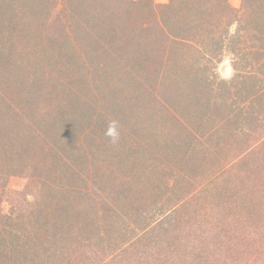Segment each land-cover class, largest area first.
I'll use <instances>...</instances> for the list:
<instances>
[{
  "label": "rangeland",
  "instance_id": "rangeland-1",
  "mask_svg": "<svg viewBox=\"0 0 264 264\" xmlns=\"http://www.w3.org/2000/svg\"><path fill=\"white\" fill-rule=\"evenodd\" d=\"M73 1L77 4L75 8L70 7L68 0L65 3L57 0H0V165H10L8 173L19 172L16 176H10L4 187H0V206L4 210L2 218L0 210V225L7 226L4 230L0 228V248H23L31 245L30 240L36 235V231L30 235L25 227L27 233L24 234L23 223L35 219L37 208L39 211L36 216L44 213L42 209L47 206H52L56 213H62L68 212L65 208L70 210L72 204L79 201L77 197L70 199L69 196L75 194L66 193L68 191L63 189L65 181L71 179V174L65 164L59 162V157H63V149L68 145L72 130H85L86 133L90 130L86 135L87 140L95 142L99 147H93L94 155L107 157L100 161H105L108 167H115V172L119 170L120 176L125 174L131 177L130 173H135L136 167L144 168L139 167L141 165H145L146 173L152 171L154 174H161L163 170L164 175H173L171 182L174 180L175 193L183 188L187 189L186 187L193 193L184 210L189 212L187 216L196 212L199 214L198 221L205 220L201 228H209L205 234L209 236L208 244L216 242L218 237H228L233 257H237V250L243 248H247L250 257L263 249L249 264H264V245L258 249L252 247L264 241V159L252 164L251 157L248 163L252 166H246L242 162L243 164L235 167V174L244 173L239 178L231 173V177L224 180L222 177L221 180L215 179L216 181L213 179L208 183L204 179L205 175H202V179L198 176L201 184L198 188V177L193 166L179 158V155L183 158L185 151L182 135L174 138L169 133L170 130L174 134L173 126L168 129L161 125L156 127L155 124L150 125L145 117L142 118L153 95L158 93L159 84L166 83L171 88L176 80L180 85H185L188 80L182 68L192 69L194 58L173 54L178 71H166L165 77L161 78L158 76L157 64H150V70L147 65L139 64L140 58L132 51L133 41L129 32L125 34L116 31L119 32L118 36L125 35V47L120 49L115 45L116 40L105 45L100 41L106 36L102 35L104 37L95 40L87 34L98 29V26L90 24L110 22L116 13L102 9L96 14L95 20H91L87 14V3L80 5L78 1ZM148 1L141 0L144 9L148 8ZM153 1L159 5L170 2ZM228 2L234 9L241 8L242 0ZM144 12L148 16L147 11ZM118 22L121 21H115V24ZM214 66L216 82L232 77L233 68L228 56ZM137 67L145 68L146 72L134 70ZM209 78L210 76L208 80ZM211 81L213 78L208 82ZM164 88L165 86L161 91ZM130 111L141 118H132L133 121L126 119ZM197 111L198 107L191 104L190 99L185 100L177 109L184 122L188 123L195 119ZM113 123L117 135L115 139L124 137L126 140L123 151L114 147L115 142L111 139L108 145L103 142L106 139L99 138L100 134L110 138L106 132ZM196 123L197 120L192 124ZM92 130L98 133L92 134ZM162 144L165 145L162 147ZM175 146L178 148L173 150L182 165L180 170H174L173 163L169 165L168 159L163 163L170 153L166 152L163 156L162 151ZM95 156L93 158L99 160ZM55 161L61 163L68 175L57 167ZM16 162L17 165L13 166ZM30 166L32 169L29 173L20 171L24 167L29 170ZM184 167L188 169L189 176L175 179L177 174L184 173ZM32 172L34 175L40 174L33 176V180L39 178L38 183L46 179L56 187V191H48L49 185L43 191L45 193L39 189V194L37 184H30L28 174ZM117 177L111 180L115 188H111L108 195L109 184L102 187L103 193L94 191L91 194L93 199L90 202L97 203L98 209L103 210L99 222L94 221L91 213L88 216V204L85 209L79 205L72 208V213L77 211L87 227L85 230H71V234L79 238V241L86 239L83 246L78 250H70L66 241L70 230H59V233L50 237L51 244L58 251V240L61 247L64 244L71 252L64 251L60 254L56 251V256L49 258L46 264H126L127 249L132 250V262L153 264L151 260H154L164 244L154 247L151 242L150 246L145 247L135 241L138 232L136 224L139 220L133 212L135 206L127 207L126 203L120 201L125 190ZM261 179L262 184L256 186L255 183ZM68 185L66 183V187ZM82 185L81 180L74 187ZM109 208L112 209L108 210ZM137 211L140 212L139 207ZM18 212L21 214L17 218L20 224L15 230L12 227L16 226L15 219L12 217H16ZM9 213L13 215L11 219H8ZM150 215L148 210L143 219L140 216L139 219L147 225ZM192 219H195L194 216ZM191 222L195 223L194 220ZM213 226L215 230L212 232L215 234L210 235L208 232ZM97 234L102 237V241L94 242ZM106 238L108 242L105 241ZM171 240H177L181 244L185 242L177 234L172 235ZM171 240L168 237L164 239L166 243ZM116 244L120 245V251ZM249 245L251 248L247 247ZM222 246L221 243L218 244V247ZM226 259L227 257L223 260Z\"/></svg>",
  "mask_w": 264,
  "mask_h": 264
},
{
  "label": "trees",
  "instance_id": "trees-1",
  "mask_svg": "<svg viewBox=\"0 0 264 264\" xmlns=\"http://www.w3.org/2000/svg\"><path fill=\"white\" fill-rule=\"evenodd\" d=\"M57 1L66 2V0ZM76 1L80 5L87 3V14L90 15L91 20H95L96 14L102 9L116 13L110 22L90 24L98 26V29L87 34L95 40L106 36L100 41L105 45H110L116 40L115 45L117 49H120L125 47V35L118 36L119 32L116 31L125 34L129 32V37L131 35L133 41L132 51L136 52L140 58L139 64L147 65L149 70L150 64H157L158 76L161 78L165 77L166 71H178L179 67H175L176 59L173 54L178 53L185 58H194L192 69L182 68L188 80L184 83L185 85H180L176 80L171 88L166 83L159 84L158 93L153 95L150 100L151 106L149 104L145 108L143 112L145 116L142 118L145 117L150 125L155 124L156 127L161 125L164 129H168L173 126L174 134L170 130L169 133L174 138L182 135L185 151L183 158L180 155L179 158L188 165L191 163L190 166H193L197 177L202 179V175H205L204 179H207L208 183L213 179L221 180L222 177L224 180L231 173L235 178H239L244 173L235 174L233 171L235 167L243 164L242 162L246 166L249 165L251 157L252 164L264 159V0H242L239 9L232 8L228 0H170L166 5H159L149 0L147 9L142 7L141 0ZM68 3L71 8L77 6L73 0H68ZM144 10L147 11L148 16ZM115 21L121 22L115 24ZM226 56L231 61L233 75L228 80L222 79L216 82L214 65ZM134 70L146 72V69L141 67ZM208 76H210L209 80L213 78V81L208 82ZM163 86L165 88L161 91ZM187 99L198 107L197 115L191 123L184 122L181 114L177 112ZM128 114L126 119L132 121V118H141L131 111ZM195 120L197 123L192 124ZM146 129L149 131L148 127ZM89 131L86 133L85 130H77V132L72 130L68 145L63 149V157H59V162H63L71 174V179H68V182L65 181L63 189L68 191L66 193L75 194L69 196L70 199L77 197L79 201L72 204L70 210L65 208L68 212L56 213L52 206H44L45 208L42 209L44 213H38L36 216L38 208L37 211L32 209L36 211L35 219H29L23 223L24 230L26 227L30 235L36 231V235L30 240L31 245L23 248L16 246L0 248V264H46L49 258L56 256L57 251L55 245L51 244L50 237L63 229L70 230V234L66 236L70 250H78L82 247L86 239L79 241V238L71 234V230L87 228L81 215L77 211L72 213V208L76 205L85 209L88 204V216L91 213L94 221L98 222L102 219L103 210L98 209L97 203L90 202L93 199L91 194L94 191L103 193L102 187L109 184L106 193L108 195L111 188H115L111 180L120 172L119 170L115 172V167H108L105 161H100L107 158L105 155L99 154L98 157L94 155L93 147L97 149L99 147L95 142L87 140L86 135ZM96 133L98 132L92 130V134ZM135 134L139 137L137 133ZM99 138L106 139L103 142L108 145L111 140L114 141V147H119L121 151L125 148L124 137L117 140L100 134ZM163 145L165 144H162V147ZM168 148L170 149L162 151L163 156L166 152L170 153L163 163L168 159L169 165L173 163L174 170H180L182 167L180 159L173 150L178 146ZM93 156L99 160L94 159ZM55 164L68 175V171L60 165L61 163L55 161ZM143 166L144 168L139 169L136 167L135 173H130L131 177L123 174L117 178H120L119 182L123 184L125 190L120 201L126 203L127 207L135 206L133 212L139 220L136 224L138 232H136L135 241L145 247L150 246L151 242L154 247L164 244L154 256V260H151L153 264H249L251 259L259 256V252L263 249L250 257L247 248H243L237 250V257H233V253L229 250L228 237L221 239L218 237L216 242L208 244L209 236L205 234L209 228L208 226L201 228L205 220L198 221L199 214L196 212L187 216L189 212L184 210V206L191 200V194L193 195L188 190L189 187L175 193L174 180L171 182L173 175L166 176L163 170L161 174H154L152 171L146 173L145 165L139 167ZM9 167L10 165H0V187L6 185L10 176L19 174L17 171L8 173ZM31 169V166L29 170L24 167L20 171L29 173ZM187 173L188 169L184 167V173L177 174L175 179L189 176ZM224 173L226 174L223 175ZM28 175L30 184L34 182L33 184H37V190L40 189L42 193H45L43 191H46L50 185L48 181L43 180L42 177L43 181L37 183L40 179L33 180V176L40 174L34 175L32 172ZM199 177L197 178L198 188L201 187ZM81 180L83 185L74 187ZM262 182V179L258 180L255 185L259 186ZM66 183H69L68 187ZM188 183L192 186L190 182ZM55 189V186L50 185L48 191H56ZM172 193L175 194L172 196ZM138 207L140 212L137 211ZM2 209L3 207L0 206V210ZM148 210L149 214L151 213L149 223L144 225L139 216L143 219ZM3 214L4 210L1 212V218ZM9 216L8 219H11L13 215L9 213ZM20 216L18 212L16 217H12L15 219L16 226H12L15 230L20 224L17 220ZM192 216L195 219H192ZM191 220L195 223L191 224ZM3 225H0L2 230L7 228L5 224ZM213 230L215 226L210 228L208 234H215ZM26 233L25 230L24 234ZM174 234L180 235V240L185 242L181 244L177 240L172 241L171 237ZM167 237L171 240L170 243L164 241ZM94 238L96 239L94 242L102 241V237L98 234ZM105 241L108 242V239L106 238ZM56 243L59 247L58 253L71 252L65 248L64 244L61 247L58 240ZM219 243L223 246L218 247ZM263 243L252 247L261 248ZM115 246L118 251L121 250L120 245ZM247 247L251 248L250 245ZM93 249L96 251L95 247ZM127 250L125 251L128 259L126 264H137L138 262H132V250L128 252ZM94 257H96L95 254ZM135 257L138 256L135 255ZM226 257L227 259L223 260ZM230 258L233 259L230 260Z\"/></svg>",
  "mask_w": 264,
  "mask_h": 264
},
{
  "label": "clouds",
  "instance_id": "clouds-1",
  "mask_svg": "<svg viewBox=\"0 0 264 264\" xmlns=\"http://www.w3.org/2000/svg\"><path fill=\"white\" fill-rule=\"evenodd\" d=\"M106 134H107L108 136H110V137L115 138V136H116V131H115V124H114V123H113V124H110V126H109V128H108Z\"/></svg>",
  "mask_w": 264,
  "mask_h": 264
}]
</instances>
